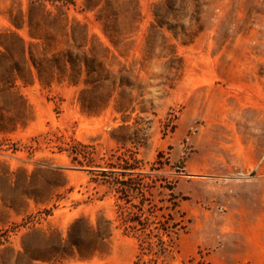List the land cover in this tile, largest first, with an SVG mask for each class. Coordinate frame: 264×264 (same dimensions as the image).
I'll return each instance as SVG.
<instances>
[{"label":"rangeland","instance_id":"obj_1","mask_svg":"<svg viewBox=\"0 0 264 264\" xmlns=\"http://www.w3.org/2000/svg\"><path fill=\"white\" fill-rule=\"evenodd\" d=\"M262 141L264 0H0V264H264Z\"/></svg>","mask_w":264,"mask_h":264},{"label":"crops","instance_id":"obj_2","mask_svg":"<svg viewBox=\"0 0 264 264\" xmlns=\"http://www.w3.org/2000/svg\"><path fill=\"white\" fill-rule=\"evenodd\" d=\"M253 153L248 155V166L255 172L245 180V188L237 189L236 212L244 211L246 226L251 229V242L247 243L246 255H264V141L252 145ZM241 219L237 217V222Z\"/></svg>","mask_w":264,"mask_h":264},{"label":"trees","instance_id":"obj_3","mask_svg":"<svg viewBox=\"0 0 264 264\" xmlns=\"http://www.w3.org/2000/svg\"><path fill=\"white\" fill-rule=\"evenodd\" d=\"M129 184H127V187L129 188V189H131V190H138L137 188L136 189H133V187H132V185H130V184H132V183H130V182H128ZM138 219H133V221H137ZM137 222H139V221H137ZM178 225V223H173V225H171V228H175L176 226ZM167 228L168 227H166V228H163L162 227V231L163 232H166V230H167Z\"/></svg>","mask_w":264,"mask_h":264}]
</instances>
